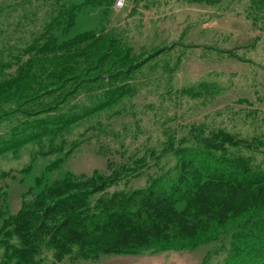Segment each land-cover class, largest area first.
Here are the masks:
<instances>
[{"label":"rangeland","instance_id":"obj_1","mask_svg":"<svg viewBox=\"0 0 264 264\" xmlns=\"http://www.w3.org/2000/svg\"><path fill=\"white\" fill-rule=\"evenodd\" d=\"M79 35L116 37L137 57L156 55L119 98L110 99V85L97 80L72 91L55 111L26 115L21 106L37 110L35 101L45 98L34 77L29 94L0 103V231L23 204L67 175L137 170L110 193L173 180L181 150L219 131L247 141L253 149L233 147L232 154L264 173V0H126L119 8L115 0H0V82L17 74L31 46L53 40L59 46ZM48 116L72 120L38 123ZM261 232L264 211H257L217 227L209 239L59 264H225L247 234ZM42 258L52 263L54 250L45 246Z\"/></svg>","mask_w":264,"mask_h":264},{"label":"trees","instance_id":"obj_2","mask_svg":"<svg viewBox=\"0 0 264 264\" xmlns=\"http://www.w3.org/2000/svg\"><path fill=\"white\" fill-rule=\"evenodd\" d=\"M56 44L53 40L28 49V59L18 60L17 74L0 82V103L8 102L11 95L21 94L22 99L29 94L34 77L41 91H46L45 98L35 101L37 110L21 106L19 111L26 115L55 111L56 104L72 91L97 80L110 85V99L119 98L129 91L132 75L156 55L137 57L116 37L88 41L79 35ZM33 66L36 73H32ZM92 72H96L93 77ZM71 120L58 116L38 123L66 125ZM19 144L21 140L8 147ZM233 147L253 149L247 141L223 131L201 139L195 147L188 145L181 150L178 176L165 182L155 180L144 189L109 192L134 175V169H115L108 175H67L4 221L0 232L5 237V259L0 264H45V246L54 250L50 264H59L66 257L72 262L95 261L107 255L169 248L209 239L217 227L263 212L264 173H253L250 160L233 155ZM181 201L186 206L180 211ZM261 234H247L225 264H264Z\"/></svg>","mask_w":264,"mask_h":264},{"label":"built area","instance_id":"obj_3","mask_svg":"<svg viewBox=\"0 0 264 264\" xmlns=\"http://www.w3.org/2000/svg\"><path fill=\"white\" fill-rule=\"evenodd\" d=\"M126 0H115L116 7H122L125 4Z\"/></svg>","mask_w":264,"mask_h":264}]
</instances>
